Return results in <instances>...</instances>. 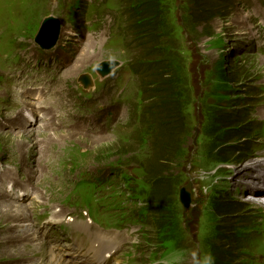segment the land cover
I'll return each mask as SVG.
<instances>
[{
	"label": "rangeland",
	"instance_id": "rangeland-1",
	"mask_svg": "<svg viewBox=\"0 0 264 264\" xmlns=\"http://www.w3.org/2000/svg\"><path fill=\"white\" fill-rule=\"evenodd\" d=\"M156 1L167 7L168 18L175 25L173 35L181 53L174 70L184 72L183 89L191 97L185 118L189 131L176 146V156L170 160L172 163L166 172L171 171V180L161 204L163 218L148 210L149 203L146 209L129 202V187H137L144 199L148 194L149 181L145 176L153 156L151 128L143 127L138 111L141 103L137 98L141 92L132 75L138 49L127 29L136 21L128 17L140 0H0V116L3 118L0 123L11 114L7 99L12 100L8 91L14 86H3L10 85L7 70L24 58L30 61L32 57L47 55L35 43L46 18L54 17L62 23L59 44L48 53L72 59L58 75L64 79L57 95L45 103L56 115L52 125L43 123L42 128L28 131L0 128V160L6 165H17L20 172L24 169L29 172L25 180L33 181L37 189L33 205L10 203L21 207L29 223L36 224L33 216L53 217L66 211L64 204L70 200L75 179L88 178L101 184L112 182L115 186L107 194L109 197L127 201L135 214L145 217V211L148 213L144 234L127 249L126 255L138 249L142 254L141 264H205L209 255L212 264H232L231 259H239V248L251 252L246 249L248 242L242 236L246 222L241 215L257 212L248 199L245 201L242 192L243 180L251 173L246 167L254 166L255 162L250 159L264 152L257 146L264 143V126L259 125L264 124V0H207L206 7L195 6L192 0ZM212 8L215 9L211 11ZM104 61H118L121 65L112 75L102 78L96 67ZM71 67L70 73L63 74ZM84 79L89 81L87 88L82 83ZM52 82L40 81L42 94L49 91L48 85ZM63 102L68 104L67 108ZM112 107L113 115L100 112ZM97 112L101 120L99 128L90 117ZM240 112L244 114L238 120L236 115ZM223 114L233 121L235 130H245L248 137L233 138L232 146L219 155L218 146L227 132L216 120ZM83 116L88 120L86 129L81 128ZM257 132L263 138L261 141L255 140L259 137ZM235 151L245 153V161L218 165V159L225 153L230 162L236 160L239 154ZM231 166H237L233 172ZM97 170L101 174L93 178ZM255 176L261 180L263 175L258 172L253 175L254 179ZM233 178L234 183L238 182L230 188ZM189 182L194 189V202L192 211L185 214L179 197ZM254 183L248 185L246 181V193H252ZM218 186L223 192L228 190L229 199L221 198L223 192L217 191ZM235 200L245 202H238L236 206L228 204ZM4 201L0 194V211ZM221 201L231 210H220L217 217L226 213L233 216L224 223L217 219L218 229L210 241V231L202 227L204 218L208 215L210 221L211 210H217ZM53 203L57 205L54 207ZM14 221L8 215L0 216V264H13L3 261L4 251L9 248L5 238L13 237L20 255L25 251L26 243L15 226L26 224ZM32 232L38 237V243L45 242L41 231L34 228ZM228 242L232 243L229 248ZM218 255L228 258L222 263ZM31 259L27 264H41ZM241 259L245 262L246 255Z\"/></svg>",
	"mask_w": 264,
	"mask_h": 264
},
{
	"label": "trees",
	"instance_id": "trees-1",
	"mask_svg": "<svg viewBox=\"0 0 264 264\" xmlns=\"http://www.w3.org/2000/svg\"><path fill=\"white\" fill-rule=\"evenodd\" d=\"M206 1L192 0V3L195 6L200 4L206 7ZM138 4L139 6L130 16L136 21L128 27V30L131 31V37L138 49L137 57L133 59V69L140 81L144 106L142 116L147 120V127L151 128L149 134L152 139L153 156L152 162L148 163L145 176L151 186L148 203L155 216L162 219L161 204L163 198L167 196L168 184L171 180V171L167 174L166 172L172 163L170 160H174L176 156V146L189 131L185 118H187L186 108L189 105L187 103L191 101V97L183 89L184 84L186 85L184 72L177 73L174 70V64L180 58L181 51L173 35L175 25L168 18L167 7L156 0H140ZM214 9L212 8L211 11ZM126 44H129L128 40ZM243 114L244 112L238 113L236 118L241 119ZM216 121L227 132L218 147L219 155L228 149L233 138L243 140L248 137L245 130H235L232 126L233 121L224 114L219 115ZM155 127L159 129L156 130ZM228 162L230 158L227 154L218 159V164ZM219 208L221 211L231 210L223 201L219 203ZM229 214H221L220 217L226 219Z\"/></svg>",
	"mask_w": 264,
	"mask_h": 264
},
{
	"label": "bare ground",
	"instance_id": "bare-ground-1",
	"mask_svg": "<svg viewBox=\"0 0 264 264\" xmlns=\"http://www.w3.org/2000/svg\"><path fill=\"white\" fill-rule=\"evenodd\" d=\"M70 70H72V67L70 69H68L66 72H64L63 74L70 73ZM59 78H61L60 79V83L56 82V84H55L58 88L62 84L64 76L62 75V77H59ZM51 93L56 95V92L54 90H52ZM54 95H50L49 98H47L44 101V103H47ZM91 97H92V95H91ZM18 99L20 100V102H19ZM18 99L15 100L17 104H20L23 108L25 107V109H27V107H29L26 101H23L19 97H18ZM63 103H64L65 107L67 108L68 104H66L65 102H63ZM91 103H89V104H91ZM32 110L34 111V110H36V108H32ZM49 115L50 114H48V113L42 114V117H44L46 119L45 122L46 121L48 122L49 119H47V117ZM28 117L30 119L29 126L31 127V126H33L34 115L29 113ZM12 119H13V121L22 122L24 120V115H23V113H19V114H16L14 117L12 116ZM86 121H87V118H83L82 122L85 123ZM254 121L256 122L255 119H254ZM51 123H52V121L49 122V124H51ZM57 127L59 128V126H57ZM62 127H65V126H62ZM21 128H24V127H22V125H21ZM155 129L158 130V127H155ZM258 156H262V155H258ZM258 156H256V157H258ZM253 158H255V157H253ZM253 165L254 166H252V169H255L254 173H258V170L264 168L263 162L254 163ZM236 167L237 166H235V168ZM246 168H250V165H247ZM256 170H257V172H256ZM253 175H251V176H253ZM261 180L264 181V176H262ZM233 181H234V179H233ZM252 182L253 181H247V184L249 185ZM256 189H257V191H256ZM251 190H252L251 194H261L262 193V195H264V189L259 188L257 183H254V185L251 187ZM3 199L5 200L4 203H3L4 208L0 211V216L4 215L6 217V215H8L9 217H11L12 219L15 220L14 222L24 221V222H21V223L26 224V225H23L22 227L15 226V228L17 230V234L18 233L22 234L21 235L22 241L29 245V246H24L25 251L21 252V254L24 255V256H22V255L19 254L17 248L15 247V242L13 240V237L11 236V237L5 238V244L7 246H9V248L4 251V259H3V261L7 260V261L12 262L13 264H27L28 263L27 260H30L31 258H33L32 259L33 261H40L41 264H67L66 260H63L61 255H59V254H57L55 252V248L46 247L41 242H39L38 244H35V245H31V242L36 239L35 238V232H32V230L35 228L34 224L33 223L32 224L29 223L28 218H27V214H26V212L21 210V207H17L15 204L8 202L6 197H3ZM262 204H264V202H262ZM13 208H15V210H13ZM57 215H59V213H57L56 216ZM79 226L81 228H83V229H87L88 228V226H86L83 223L79 224ZM77 229H78L77 233H79L80 232L79 231V227ZM26 247H28V248H26Z\"/></svg>",
	"mask_w": 264,
	"mask_h": 264
},
{
	"label": "water",
	"instance_id": "water-1",
	"mask_svg": "<svg viewBox=\"0 0 264 264\" xmlns=\"http://www.w3.org/2000/svg\"><path fill=\"white\" fill-rule=\"evenodd\" d=\"M61 23L59 20L55 18H49L47 19L41 30L40 33L36 39V42L46 50L53 49L61 35ZM119 66L118 62H105L102 63L99 68L98 72L102 76H108L112 73V71ZM192 201H193V195L190 193L189 188H184L181 191L180 194V202L184 208L185 212H189L192 206Z\"/></svg>",
	"mask_w": 264,
	"mask_h": 264
},
{
	"label": "clouds",
	"instance_id": "clouds-1",
	"mask_svg": "<svg viewBox=\"0 0 264 264\" xmlns=\"http://www.w3.org/2000/svg\"><path fill=\"white\" fill-rule=\"evenodd\" d=\"M205 264H212V257L210 255L207 257Z\"/></svg>",
	"mask_w": 264,
	"mask_h": 264
}]
</instances>
